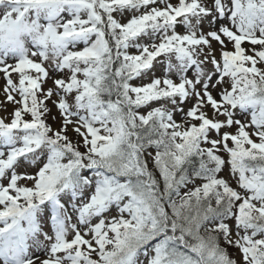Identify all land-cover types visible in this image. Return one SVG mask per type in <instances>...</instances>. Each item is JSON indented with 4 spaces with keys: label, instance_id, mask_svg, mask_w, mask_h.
Segmentation results:
<instances>
[{
    "label": "snow or ice",
    "instance_id": "1",
    "mask_svg": "<svg viewBox=\"0 0 264 264\" xmlns=\"http://www.w3.org/2000/svg\"><path fill=\"white\" fill-rule=\"evenodd\" d=\"M0 264H264V0H0Z\"/></svg>",
    "mask_w": 264,
    "mask_h": 264
},
{
    "label": "rangeland",
    "instance_id": "2",
    "mask_svg": "<svg viewBox=\"0 0 264 264\" xmlns=\"http://www.w3.org/2000/svg\"><path fill=\"white\" fill-rule=\"evenodd\" d=\"M188 75H191V72H189Z\"/></svg>",
    "mask_w": 264,
    "mask_h": 264
}]
</instances>
